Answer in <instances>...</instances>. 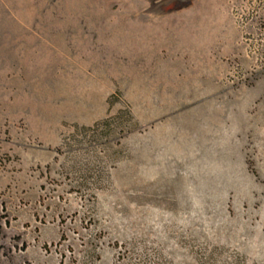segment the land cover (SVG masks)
<instances>
[{"label": "rangeland", "instance_id": "rangeland-1", "mask_svg": "<svg viewBox=\"0 0 264 264\" xmlns=\"http://www.w3.org/2000/svg\"><path fill=\"white\" fill-rule=\"evenodd\" d=\"M0 264H264V0H0Z\"/></svg>", "mask_w": 264, "mask_h": 264}]
</instances>
